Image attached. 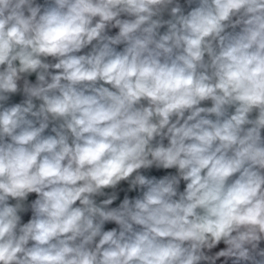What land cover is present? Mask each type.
Instances as JSON below:
<instances>
[{
  "label": "clouds",
  "instance_id": "1",
  "mask_svg": "<svg viewBox=\"0 0 264 264\" xmlns=\"http://www.w3.org/2000/svg\"><path fill=\"white\" fill-rule=\"evenodd\" d=\"M262 242L264 0H0V264H264Z\"/></svg>",
  "mask_w": 264,
  "mask_h": 264
},
{
  "label": "crops",
  "instance_id": "2",
  "mask_svg": "<svg viewBox=\"0 0 264 264\" xmlns=\"http://www.w3.org/2000/svg\"><path fill=\"white\" fill-rule=\"evenodd\" d=\"M38 2L41 3V4H43V3H44V0H38ZM180 2H181L182 5L185 4V0H180ZM193 6H195V5H193ZM185 8H186V11H187V10H188V7L185 6ZM116 31H118V30H112V33H111V34H114ZM161 31H163V30H161ZM119 47L122 48V46H119ZM84 51H87V49L84 50ZM29 79H30L32 82H35V75L33 74L31 77H29ZM22 98H23L22 95H20V94H16V95H14V96L11 98V101H10V102H12V103L20 102V101L22 100ZM137 194H138V193H136V192H132V193H130L131 197H134V196H136ZM35 198H36V194H30V196H29V202L32 201V200H34ZM118 202H119V200H118L116 203H118ZM30 215H31L30 212H28V213H26V214H22L23 222H27V220L30 218ZM111 228H112V225H111L110 223H108V224L105 225V230H110ZM261 246L264 247V242H262ZM225 247H226V245H224L223 243H221V244L218 246V249H217V250L222 249V248H225ZM222 260H223V258H221V261H222ZM217 264H220V261H218Z\"/></svg>",
  "mask_w": 264,
  "mask_h": 264
},
{
  "label": "built area",
  "instance_id": "3",
  "mask_svg": "<svg viewBox=\"0 0 264 264\" xmlns=\"http://www.w3.org/2000/svg\"><path fill=\"white\" fill-rule=\"evenodd\" d=\"M206 106H210V102H206ZM166 171L175 172V170H162V171H153L151 174L156 175L157 177H159V176L165 174ZM121 187L126 189L127 185L125 183H122ZM183 187H184V184L182 183L181 184V190L183 189ZM124 194L125 193L123 191L120 192V199H123ZM128 195L131 197L130 193H128ZM118 203L115 202L113 206H117ZM110 224L112 225V228L113 227H117L114 223H110Z\"/></svg>",
  "mask_w": 264,
  "mask_h": 264
}]
</instances>
